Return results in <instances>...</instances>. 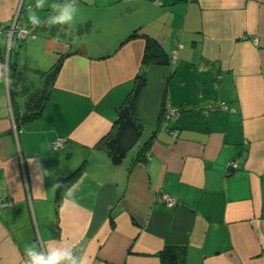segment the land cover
Listing matches in <instances>:
<instances>
[{
  "label": "crops",
  "instance_id": "crops-1",
  "mask_svg": "<svg viewBox=\"0 0 264 264\" xmlns=\"http://www.w3.org/2000/svg\"><path fill=\"white\" fill-rule=\"evenodd\" d=\"M35 2L0 0V23L18 12L32 26ZM54 2L64 0L35 9L42 21ZM75 3L71 27H34L36 37H14L8 55L7 34L0 40L15 81L0 84V196L11 200L0 208V264H24L32 241L66 243L89 264H161L166 245L184 246L185 264H264V0ZM146 38L166 63L142 64ZM140 72L142 142L113 161L108 141ZM42 90L40 113L23 119ZM215 100L234 111L207 110ZM165 102L176 119L163 117ZM57 137L65 141L54 150ZM229 162L237 170L227 173ZM37 165L51 173L42 182ZM81 165L69 187L77 206L64 196L58 205L53 185Z\"/></svg>",
  "mask_w": 264,
  "mask_h": 264
},
{
  "label": "clouds",
  "instance_id": "clouds-1",
  "mask_svg": "<svg viewBox=\"0 0 264 264\" xmlns=\"http://www.w3.org/2000/svg\"><path fill=\"white\" fill-rule=\"evenodd\" d=\"M46 0H36L34 7L29 6L28 21L33 27L47 26L52 27L55 25H68L71 27L76 13L78 11L75 0H64L63 3H51L48 7L51 10V14L47 16L43 21L37 15L35 9H44ZM7 46L11 48L13 42L9 38L6 42ZM11 68L8 62L0 63V84L5 89L10 90L14 84ZM29 163H34V159ZM37 172L35 180L42 182L44 176L51 175L48 171L44 170L42 166L37 165L34 169ZM62 187L61 184L56 183L53 185V192ZM75 185L66 189L64 192L65 203L70 202L74 207L77 206V200L75 198L74 189ZM24 264H89L87 254H77L76 250L66 243H60L59 241H52L48 244H44L42 241H32L24 245Z\"/></svg>",
  "mask_w": 264,
  "mask_h": 264
},
{
  "label": "trees",
  "instance_id": "trees-1",
  "mask_svg": "<svg viewBox=\"0 0 264 264\" xmlns=\"http://www.w3.org/2000/svg\"><path fill=\"white\" fill-rule=\"evenodd\" d=\"M137 34L134 32L130 35V37H134ZM12 48V47H11ZM154 63H166V59L164 57V53L160 49V46L158 43L151 39L146 38V48L144 51V56L142 60V64L144 66H149L150 64ZM61 60H58L52 68L44 74L46 84H51L58 69L60 68ZM146 85V75L143 72L138 73L136 76L133 88L128 93L124 106L127 105L130 110V114L134 121L136 122L138 128V118H137V103L138 99L140 97V94ZM46 89V88H45ZM46 98V92L45 90H42L41 92H34L30 96L29 104L32 103L35 105V109L31 112H27L23 119L25 118H31L40 113V109L43 106ZM166 102L162 106V113ZM117 128V127H116ZM117 130V129H116ZM137 159H140L138 157ZM83 171V165L78 167L75 171H73L70 175H68L65 178H61L58 183L62 185L59 189H57L56 193V200L58 205L61 203L63 194L82 174ZM158 257L160 259L161 264H185V247L184 246H174V245H166L158 252Z\"/></svg>",
  "mask_w": 264,
  "mask_h": 264
},
{
  "label": "built area",
  "instance_id": "built-area-1",
  "mask_svg": "<svg viewBox=\"0 0 264 264\" xmlns=\"http://www.w3.org/2000/svg\"><path fill=\"white\" fill-rule=\"evenodd\" d=\"M17 13L14 16V18L9 23H7V25L0 23V40L3 38L5 33L7 34L8 39L11 38V40H13L14 37L17 40H21V41H24L26 39H33L36 37L33 26L28 27L17 21ZM9 51L10 48L6 46L7 55L9 54ZM216 78H220V75H216ZM217 108L222 110H228L230 112L234 111V109L229 107L225 101L215 100L209 102L206 105L207 110H214ZM178 115H179V110L177 108L171 106V104L169 103L165 104L163 109L164 118L174 120L178 117ZM172 133L176 135L177 130H173ZM64 141L65 140L63 137L55 138L51 143L52 148L54 150H59L60 148H62ZM227 167H228L227 173H231L232 171L237 170V164L234 162H229ZM159 195H160V200L163 201L167 206L171 207L177 204L176 198L173 195L166 193L164 191H160ZM10 204H11V200L0 196V208L9 206Z\"/></svg>",
  "mask_w": 264,
  "mask_h": 264
},
{
  "label": "water",
  "instance_id": "water-1",
  "mask_svg": "<svg viewBox=\"0 0 264 264\" xmlns=\"http://www.w3.org/2000/svg\"><path fill=\"white\" fill-rule=\"evenodd\" d=\"M118 130L108 141L112 149V160L119 161L125 153L132 149L139 137V128L130 114L129 107L122 108L118 117Z\"/></svg>",
  "mask_w": 264,
  "mask_h": 264
},
{
  "label": "rangeland",
  "instance_id": "rangeland-1",
  "mask_svg": "<svg viewBox=\"0 0 264 264\" xmlns=\"http://www.w3.org/2000/svg\"><path fill=\"white\" fill-rule=\"evenodd\" d=\"M141 142L142 140H140L138 142V144H136L132 149H130L128 152H127V155H126V159L125 160H128L129 158H131L132 156L134 157L137 153V150L139 148V145H141Z\"/></svg>",
  "mask_w": 264,
  "mask_h": 264
}]
</instances>
